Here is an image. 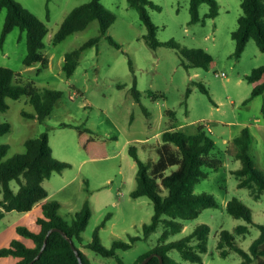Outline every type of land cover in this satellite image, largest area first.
Here are the masks:
<instances>
[{
	"label": "rangeland",
	"instance_id": "obj_1",
	"mask_svg": "<svg viewBox=\"0 0 264 264\" xmlns=\"http://www.w3.org/2000/svg\"><path fill=\"white\" fill-rule=\"evenodd\" d=\"M16 1L46 23L44 53L50 64L47 68L41 64L31 67L24 64L28 53L27 35L19 28L2 43L7 15L3 10L0 12V66L20 73L21 84L34 82L42 91H62L63 97L43 123L24 115L36 114L28 98L8 99L9 110L0 113V123L9 122L12 129L0 136V145H9L5 158L9 160L26 151L28 139L48 132L54 157L70 164L44 182L50 193L48 200L61 204L59 213L70 223L89 204L92 218L82 234L83 242L77 245L90 263L135 264L159 243L164 231L161 224L159 231L148 240L137 242L131 249L118 250L113 257H105L88 247L98 229L102 245L112 249L117 240L130 243L131 237H144V225L152 222L153 201L146 196L133 198L131 195L138 187V165L130 148L136 147L143 161H157V150L166 129L178 125L180 131L194 134L204 124L212 129L210 135L216 142L212 156L221 159L223 165L218 170L205 168L209 177L196 185L195 192L214 195L220 206L205 209L199 217L186 221L183 231L172 235L168 242L179 241L198 226L207 224L211 228L208 252L203 255L202 263L185 261L177 250L169 255L180 264H240L243 258L238 252L231 249L226 257L221 254L218 248L221 233H235L238 226H248L249 232L236 235V242L250 251L261 235L260 225H264V194L256 200L249 189L239 187L233 173L242 168L234 141L245 128L254 136L251 156L264 172V96L251 99L254 84L246 79L254 69L264 66V53L251 40L238 58L232 37L243 15V0H218L220 14L215 19L208 17L210 6L203 3L197 23H192L191 0H151L161 7V10L148 7L158 27L157 38L164 43L157 49L150 47L147 27L129 0H102L116 15L107 35H101L100 22L95 20L60 44H55L54 39L66 17L91 0ZM98 36H101L100 42L83 52L78 68L69 78L64 71L66 55ZM109 37L121 47L112 44ZM173 40L181 48L206 50L214 63L209 69L192 66L179 49L165 45ZM135 85L141 93L139 101L133 91ZM169 111L175 112V119L168 115ZM76 127L87 128L96 139L105 141L107 156L91 158L79 143ZM176 169L177 166L170 168L167 174ZM12 186L18 191L16 181ZM234 198L252 209L253 224L228 212L227 205ZM44 218L43 203L28 213H6L0 219V250L10 247L15 239L34 247V241L21 235L18 229L26 227L40 233V220ZM103 223L105 226L101 227ZM18 261L14 256H0V264Z\"/></svg>",
	"mask_w": 264,
	"mask_h": 264
},
{
	"label": "trees",
	"instance_id": "obj_2",
	"mask_svg": "<svg viewBox=\"0 0 264 264\" xmlns=\"http://www.w3.org/2000/svg\"><path fill=\"white\" fill-rule=\"evenodd\" d=\"M129 2L130 6L139 12L147 27L146 39L150 47L157 49L163 45L164 43L157 38L158 27L148 11V7L157 10H161V7L151 0H129ZM203 3L210 6L209 18L215 19L219 16L218 0H191L192 23L200 21V6ZM241 7L243 15L239 19V27L232 33L236 42L235 55L240 58L251 40H254L264 53V0H243ZM3 10L7 11V15L2 43L11 32L19 28L27 35L28 53L24 64L28 67L41 64L42 68H47L50 59L44 53L45 38L48 34L46 23L16 0H0V12ZM95 20L100 22L101 35L105 36L115 23L116 15L103 4L102 0H91L71 11L55 36L54 43L64 42L71 35L85 30ZM100 39L101 36L92 38L66 55L64 71L69 78L78 68L83 52L97 45ZM109 39L112 44L121 47L112 37ZM165 45L179 49L183 57L194 67L209 69L214 63L213 56L204 49L181 48L174 40ZM130 63L134 72L132 61ZM21 78L20 73L0 66V113L9 110L8 99L19 100L26 97L34 106L36 114L24 113V115L27 118L38 119L41 123L45 122L53 113L58 100L63 97V92L52 89L42 91L34 82L21 84ZM246 79L254 84L251 99L264 96V66L254 69ZM201 89L209 94L204 85H201ZM133 91L139 101L141 93L137 85L134 86ZM155 98L158 96L156 95ZM262 111L264 116V104ZM168 115L175 119V112L169 111ZM76 128L79 130V143L91 158L107 156L105 141L96 139L92 131L87 128ZM11 129L9 122L0 123V136L11 132ZM210 132L204 124L199 125L194 134L180 131L178 125L170 126L163 133V143L157 150L159 154L157 161H143L139 157L138 149L131 147L130 154L138 165V187L131 195L133 198L146 196L153 201L155 214L152 222L144 225V237H131L130 243L117 240L112 249L102 245L98 229L88 247L105 257H113L118 250H128L137 242L148 240L163 224L164 231L159 243L150 252L141 256L135 264H142L151 254L162 256L165 260L164 264H180L169 255L174 250L179 251L185 261L202 263L203 255L208 252L211 232L209 225L198 226L190 235L179 241L168 242V240L172 235L183 231L186 221L199 217L205 209L220 206L214 195L195 192L196 185L209 177L205 168L218 170L223 165L221 159L212 156L216 142ZM253 141L254 136L249 128L243 129L241 135L235 139L234 142L238 147L236 157L241 160L242 168L233 173L239 180V187L249 189L251 195L256 200H260L264 194V172L256 166L251 156ZM25 146L24 153L6 160L10 147L7 144L0 145V192L3 194V199L0 201V219L12 211L28 213L42 203L45 218L40 220L42 224L40 233H35L26 227L18 229L21 235L34 241V247H28L21 240L15 239L10 247L0 250V256H14L19 259L16 264H28L41 252L50 230L60 228L73 239L84 264H91L77 245V242H83L82 234L92 218L89 204H86L70 223L59 213L61 204L48 200L49 191L44 186V182L51 179L54 173L63 172L70 167V164L54 157L48 132H44L38 138L28 139ZM175 166L177 169L168 175L167 171ZM13 181L17 182L18 191L13 188ZM227 210L235 218L245 219L250 224L254 223L252 209L237 198L228 203ZM104 226L105 223L101 225ZM260 229L261 235L253 242L250 251L244 250L236 242V235H246L249 232L248 226H238L235 233L223 231L218 243L221 254L226 257L232 249L242 256L243 261L240 264H264V225H260ZM34 264H80V261L67 238L60 232H53L48 237L41 257ZM120 264L124 263L120 261ZM147 264H161V261L158 256H154Z\"/></svg>",
	"mask_w": 264,
	"mask_h": 264
},
{
	"label": "water",
	"instance_id": "obj_3",
	"mask_svg": "<svg viewBox=\"0 0 264 264\" xmlns=\"http://www.w3.org/2000/svg\"><path fill=\"white\" fill-rule=\"evenodd\" d=\"M53 232H60L61 234H63V235L67 238V240L71 243L72 248L74 249V251H75V253H76L77 257H78V259H79V261H80V264H84L83 259H82L81 255H80V252H79L78 248L76 247V245H75L73 239H72L71 237H69V236L67 235V233L64 232V231H63L62 229H60V228H53V229L50 230V232H49V234H48V236H47V238H46L45 245H44V247L42 248L41 252L38 254V256H37L36 258H34V259H33L31 262H29L28 264H34V263H35V262L41 257V255H42V253H43V251H44V249H45V247H46V244H47V241H48V237H49V235H50L51 233H53ZM154 256H158V257L160 258L161 264H164V262H165L164 258H163L162 256H159L158 254H151L149 257H147V258L142 262V264H147V263H148V262H149Z\"/></svg>",
	"mask_w": 264,
	"mask_h": 264
},
{
	"label": "built area",
	"instance_id": "obj_4",
	"mask_svg": "<svg viewBox=\"0 0 264 264\" xmlns=\"http://www.w3.org/2000/svg\"><path fill=\"white\" fill-rule=\"evenodd\" d=\"M222 76H223V77H225V76H226V74H225V73H223V74H222ZM207 127H208V126H207ZM208 129H209L210 131H212V129H211V128H209V127H208Z\"/></svg>",
	"mask_w": 264,
	"mask_h": 264
},
{
	"label": "crops",
	"instance_id": "obj_5",
	"mask_svg": "<svg viewBox=\"0 0 264 264\" xmlns=\"http://www.w3.org/2000/svg\"><path fill=\"white\" fill-rule=\"evenodd\" d=\"M50 194V193H49Z\"/></svg>",
	"mask_w": 264,
	"mask_h": 264
}]
</instances>
